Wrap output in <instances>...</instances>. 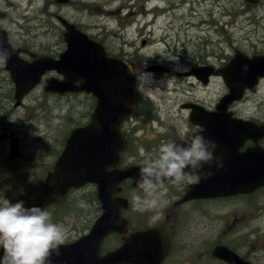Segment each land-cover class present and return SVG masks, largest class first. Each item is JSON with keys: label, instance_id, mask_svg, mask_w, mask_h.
Masks as SVG:
<instances>
[{"label": "rangeland", "instance_id": "obj_1", "mask_svg": "<svg viewBox=\"0 0 264 264\" xmlns=\"http://www.w3.org/2000/svg\"><path fill=\"white\" fill-rule=\"evenodd\" d=\"M56 1L0 0L8 15L3 21L12 40L20 44L30 33L39 49H46L45 44L60 46V34L55 32L54 21L57 16H62L82 26L92 37L103 40L111 55H123L134 60L141 73V91L149 102L141 108L145 117L137 118L143 131L135 135L134 141L140 137L145 143L157 138L154 143H159L158 133L163 132L164 126L172 132L184 131L190 116L185 104L193 102L214 108L228 93L221 77L213 78L207 85L185 76V72L191 69L188 64L203 61L196 66L224 67L236 50L252 55L254 49L261 51L264 48V0L249 5L245 0H70L69 3L61 0V4ZM85 3L88 4L85 6ZM155 64H162L170 70L147 71ZM3 80H0V126L17 132L22 147L20 160L15 161L18 163L6 162L9 157L4 158V148H0V181L11 178L12 183L0 191V200L4 196L22 195V187L33 181L34 176L39 177L36 167L54 162V152L62 148L63 130L85 122L83 117L92 103L90 97L84 95L74 97L72 101L45 98L41 96L42 89H38L25 99L24 107L16 109L13 101L4 99L12 84L7 75ZM237 103L234 109L239 115L264 122V80L255 92ZM152 116H160L153 125ZM31 132L40 136H32ZM132 151L126 159L128 164L135 163L137 158L143 163L150 157L142 142H136ZM30 161L31 167L28 166ZM21 167L25 169L22 176L17 172L19 170L23 174ZM163 188L158 195L143 194L138 200L139 205L134 201V207L143 215L138 220L144 219L146 214H155L151 223H158L161 219L157 214L171 208L177 201L174 194L180 192L179 183ZM86 194L71 195L75 198L66 212L84 211L79 197L85 199ZM127 194L136 200L139 193L130 189ZM153 199L166 203L153 206L146 202ZM246 202L247 205L237 200L216 202L206 204L201 211L192 210L187 205L178 210V218L182 221L178 233L183 237L189 236V251H197L202 242L209 245V240L234 239L241 247L248 245L243 250L258 249L259 255L264 257V191ZM193 206L201 207L199 203ZM127 215L133 217L131 211ZM197 219L201 226H198ZM80 225L73 222V229ZM115 243L111 240L109 246Z\"/></svg>", "mask_w": 264, "mask_h": 264}, {"label": "water", "instance_id": "obj_2", "mask_svg": "<svg viewBox=\"0 0 264 264\" xmlns=\"http://www.w3.org/2000/svg\"><path fill=\"white\" fill-rule=\"evenodd\" d=\"M65 25L69 29L66 34L69 48L60 61L41 58L33 65L25 66L16 61L7 44H2L11 53L7 57L8 66L18 88V96L30 91L46 71L56 69L65 80H52L57 82H51L48 89L64 92L81 88L93 92L98 98L92 122L72 132L49 187L64 194L72 187L96 183L106 212L88 237L74 245L61 246L60 255L53 254L51 264H160L168 248L161 230L134 236L119 251L105 258L97 256L109 232L126 230L120 212L124 203L115 197L118 186L127 178L139 179L138 168L109 171V167L118 163L119 153L125 147L121 126L134 109L135 78L127 64L109 59L102 46L90 41L75 26ZM2 35L6 37L5 33ZM198 71H204L205 76L211 74L206 69ZM220 73L230 93L221 101L217 112L209 113L195 107L192 117L204 119L200 124L217 137L218 147L214 154L223 158V167H205L213 175L201 179L197 191L189 189L188 197L232 195L252 192L264 186V149L256 146L243 153L239 151L245 141L253 139L257 142L260 136H264V128L234 120L228 113L229 105L241 99L246 88H253L258 79L264 77V57L248 59L239 54ZM77 82L81 85L75 86ZM223 251L232 264H241L227 249L217 250L219 253Z\"/></svg>", "mask_w": 264, "mask_h": 264}, {"label": "flooded vegetation", "instance_id": "obj_3", "mask_svg": "<svg viewBox=\"0 0 264 264\" xmlns=\"http://www.w3.org/2000/svg\"><path fill=\"white\" fill-rule=\"evenodd\" d=\"M1 70L6 71L4 67H2ZM190 120L191 119L189 118L188 127H186L184 131L179 133L177 131L172 132L169 130L170 128L164 126L163 132L158 133V137H160L159 143H154V145L148 150L150 154V158H152L154 155L157 154L158 148L162 143L179 142L181 140L188 141L191 136L202 135L204 132V128L195 125ZM260 123L264 124L263 121ZM153 130H155L154 127ZM259 143L264 146V139H261ZM254 145L255 143H253L252 141H248L245 143V146L241 151H244L247 148L252 147ZM216 146L217 144L215 142H212V147L214 148ZM30 163H32V161L28 162L29 167L32 166ZM51 164L49 165V167L51 166ZM40 170H41V166L36 167V172ZM29 171L30 170H28V172ZM33 178H34L33 181L29 183L27 182L21 189V194L25 196L22 195L4 196L3 198L4 199L6 198L8 200L11 199L10 201H12L13 203L18 201H23L26 208H31V207L48 208V211L52 215L53 222L62 223L65 225L68 234L65 243H73L79 240L80 238L84 237L88 233H90L95 222L103 213V206L99 201V198L97 196V188L94 185L86 186L80 189V191H77L75 193L81 196V194H83L82 191L87 192V194L84 196L85 199L79 197L81 202V208H83L84 211L76 212L75 214H73L66 212V210L69 207V203H71L75 197L56 196L55 194L48 192L45 182L43 183L42 181V176L39 177L34 176ZM196 183H198V181ZM196 183H190L186 174L183 182L179 183L181 185L180 192L177 191L174 194V197L177 198V201L173 202V206L171 208H167L163 210V212L161 210L160 213L157 214L160 215V219H161V221H159L158 223L157 222L151 223L152 218L154 217L155 214L151 216L146 214L144 219L140 218V220H138V217L143 216L142 214H140V210L135 208L134 206L129 207L127 211H131L133 217L130 218L128 216L127 218L130 222V228L128 233L126 234L113 233L108 235L100 248L101 255H106L118 249L125 242V240L133 233L147 230L149 227L150 228L162 227V229H164L170 241V250L161 264H229V262L224 257H218L215 255L214 253L215 248L219 246H225L229 248L231 251L238 254L245 262H248L250 264H264V257L261 256V254L259 255L258 249L255 251L243 250L244 248H247L248 245L241 247V245L236 244V241L234 239L231 240L222 239L218 242L214 240H209L210 242L209 245L205 246L206 242H202L199 245L197 251L195 252L189 251V247H190V243L188 241L189 236L183 237V235L180 236V234L178 233V228H180V224H182V221L179 220L178 218V213H177L178 210H182L185 206L190 205L192 210L201 211L204 209V206L206 204H213L216 202H225L232 200H237L241 202V204L247 205L246 201H248L255 194L264 191V188H261L253 194H240L234 197H220V198L206 197V198H195V199L186 200L185 197L188 194L189 188H191ZM168 184L174 185L177 183H174L172 181L163 182V186ZM163 186L158 188L156 193L154 192L153 194L158 195L159 191L164 190ZM136 192L139 193L135 197L136 200L138 201L142 199L143 194H145V192L143 190H137ZM163 198L165 199V196H163ZM31 200H40V201L33 202ZM195 203H199L201 207L193 206V204ZM198 220L199 219H197L198 226H201V221ZM73 222H79L81 225L73 229ZM144 224H148L149 227L141 226ZM208 233L211 234V230H209ZM189 234L191 235L192 233L190 232ZM111 240L116 241V243L113 246H109ZM184 244H185V248L183 247ZM187 252H189V255H185ZM2 256H3V251L0 250V257Z\"/></svg>", "mask_w": 264, "mask_h": 264}, {"label": "clouds", "instance_id": "obj_4", "mask_svg": "<svg viewBox=\"0 0 264 264\" xmlns=\"http://www.w3.org/2000/svg\"><path fill=\"white\" fill-rule=\"evenodd\" d=\"M11 53L0 43V56ZM146 75H151L147 74ZM141 77H137V91L141 90ZM212 141L194 135L188 141L162 143L157 154L147 159L139 172L138 186L149 196L163 186L165 180L183 182L187 174L190 183L208 179L209 169L223 167V158L214 154ZM162 206L166 201H146ZM62 223L53 222L48 208H26L23 201L13 203L0 200V264H51L53 254L60 255V247L67 240Z\"/></svg>", "mask_w": 264, "mask_h": 264}, {"label": "bare ground", "instance_id": "obj_5", "mask_svg": "<svg viewBox=\"0 0 264 264\" xmlns=\"http://www.w3.org/2000/svg\"><path fill=\"white\" fill-rule=\"evenodd\" d=\"M21 171L23 172V174L19 170H17V172H18V174H20V176L24 175L25 169L23 167H21Z\"/></svg>", "mask_w": 264, "mask_h": 264}]
</instances>
